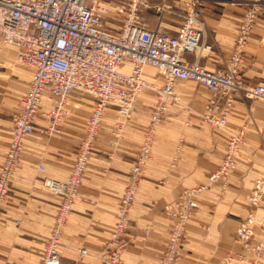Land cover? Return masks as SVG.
Returning a JSON list of instances; mask_svg holds the SVG:
<instances>
[{"label": "crops", "instance_id": "crops-1", "mask_svg": "<svg viewBox=\"0 0 264 264\" xmlns=\"http://www.w3.org/2000/svg\"><path fill=\"white\" fill-rule=\"evenodd\" d=\"M128 1H101L110 10L109 17L105 18L109 30L118 31L123 26V13L119 9ZM139 1L140 24L169 34L178 31L189 5L188 0ZM202 4L200 20L205 40L213 49L202 56L200 62L214 70L224 67L231 54L247 2L204 0ZM8 47L15 50L13 46H3L1 60L6 59ZM242 68L246 82H264V5L246 47ZM29 76L28 70L22 87L18 79L16 81L0 69V168L12 136L11 115L27 89ZM145 76L150 82L160 85L163 82L152 67L146 68ZM186 81H179L176 90ZM210 95L209 91L207 100ZM92 104L90 98L71 97L68 101L70 113L63 118L59 135L42 132L47 119L41 114L36 116V130L25 140L0 218V264H40L44 243L51 233L60 203L59 196L42 182L45 178H68L79 142L85 135ZM149 107L144 97L138 96L118 144L111 140L112 126H100L107 137L95 140L78 199L64 228L60 247L62 264H74L82 247L88 249V255L80 264H105L102 252L115 227L119 198L128 183L130 165L150 120ZM116 109L111 105L107 113H117ZM183 118L171 115L163 120L157 131L151 159L131 210L120 264H158L172 221L163 207L183 190L205 182L221 163L230 134L245 127L237 169L228 180L226 193L219 202L216 194L220 186L215 185L198 197L200 207L188 223L177 264H220L222 258L241 247L235 230L248 206L247 198L255 179L264 175V103L237 94L225 127L209 129L191 112ZM183 134L182 150L177 154ZM41 165L44 169H40ZM263 214L264 207L258 210L259 217Z\"/></svg>", "mask_w": 264, "mask_h": 264}, {"label": "built area", "instance_id": "built-area-1", "mask_svg": "<svg viewBox=\"0 0 264 264\" xmlns=\"http://www.w3.org/2000/svg\"><path fill=\"white\" fill-rule=\"evenodd\" d=\"M101 1L0 0V50L3 46H13L16 60L30 71L27 89L12 114V136L0 168V218L25 140L36 130V116L41 114L47 119L42 132L59 135L62 120L70 113L68 101L71 97H87L93 102L85 135L79 142L68 178L43 179L44 186L59 196L60 203L51 233L44 243L40 264H62L60 247L64 228L79 196L100 126L111 105L116 106L119 115L114 134L121 137L125 124L122 120L131 116L139 94L147 88L157 94L148 128L130 166L134 183L120 203L119 218L109 243L110 247L118 248L121 231L127 227L128 202L132 200L139 177L151 158L156 128L163 121L169 104L178 98L176 85L179 81H194L210 91L204 119L212 126L227 124L237 94L264 103V82H246L242 68L246 47L264 0H246L231 54L224 67L214 70L200 62V58L213 49L205 40V29L200 20L204 0H188V10L175 34L142 26L138 17L139 0H129L120 7L119 11L125 15L123 26L118 31H111L104 16L109 8ZM3 67L0 59V69ZM147 67L156 69L162 77L163 82L158 88L147 80ZM243 136L244 130L230 135L218 168L209 174L206 183L186 190L184 204L179 202L175 206L172 213L177 217V226L170 238V246L166 248L168 254H178L181 250L185 225L198 207L196 194L217 183L224 184L225 188V181L237 167ZM40 169L44 166L41 165ZM263 197L264 177H259L248 201L251 210L237 229V238L245 252H250L249 246L254 247L255 241H258L257 253H261L264 247V235L257 239L253 228V209ZM178 211H181L179 216ZM261 225L264 233V219ZM78 252L80 255L88 253L85 247ZM233 263L229 258L221 264ZM250 264L260 262L254 259Z\"/></svg>", "mask_w": 264, "mask_h": 264}, {"label": "rangeland", "instance_id": "rangeland-1", "mask_svg": "<svg viewBox=\"0 0 264 264\" xmlns=\"http://www.w3.org/2000/svg\"><path fill=\"white\" fill-rule=\"evenodd\" d=\"M109 14H110V10L104 14L105 18L109 17L108 16ZM122 15H123V23H124L125 15H124V13ZM5 56H6V59H2L1 60L2 61V65L4 66L2 68L3 71H7V74L9 76L15 77L16 81L18 79V81L21 82V84H22V82L25 81V79H26V77L28 75V70H27L26 66L21 64L20 62H18L16 60L15 50L12 47H8L6 49V55ZM152 83H154L153 85L156 88H158L160 86V84H158L157 82H152ZM179 86L180 87H178V89L176 90V94H177L178 98L176 100H174L172 103H170V105L168 107V110H167L163 120H165V118H167V117H170L171 115H175V116L176 115H180V116H182V118L183 117H187L189 112H191V115H195V116L198 115V117L201 120L200 122L202 124L206 125V127L209 128V129H212V128H215V127H225L226 126V125H224V126H212L208 122L205 121V119H204V110H205V104L207 102V98L206 97H208L207 94L209 95V91L205 87L201 86L200 84H198L197 82H194V81L182 82ZM22 87H23V84H22ZM178 92L179 93L181 92V94L179 95ZM139 96H143L146 104H148L150 106L149 110H150V116H151L152 108L155 105V102H156V99H157L156 92L151 90V89H149V88H147ZM84 113H86V112L84 111ZM144 113H146V109H144ZM129 118H127V120ZM118 119H119L118 113L109 112V114L107 113V115L104 117V120H103L102 125H101V126H107L108 128L110 126H112V134H113L112 136L113 137H112V139L111 138L110 139L113 140V143H116V144H118V143H120L122 141V138L124 136V128H125V125H126V122H127V120H122L123 122H125V124H124V127L122 129L123 130L122 133H121L122 136L118 137V136H116L114 134V130H115L114 127L116 126V122H118ZM11 120H12V115H11ZM185 122L188 124L189 120L186 119ZM162 123H163V121L160 123V125ZM148 125H149V123H148ZM160 125H158L157 128H156V132H155V136H154V142H155V137H156V134H157V131H158ZM147 128H148V126H147ZM105 129H107V128H105ZM241 130H245V127H242ZM241 130L232 132L231 134L240 132ZM145 133H144V135H145ZM144 135H143V138H144ZM183 136H184V134L181 135L180 142H179V144H178V146L176 148V153L177 154L182 150L181 149V144H182ZM106 137H107V135H105L104 132L99 130L96 139L99 138L101 140H104V139H106ZM143 138H142V140H143ZM229 139H230V137H229ZM142 140H141V142H142ZM243 141H244V136H243ZM243 141H242V144H243ZM141 142H140V144H141ZM154 142H153V147H154ZM94 144H95V142H94ZM227 144H228V142H227ZM227 144H226V147H227ZM242 144H241V146H242ZM179 146H180V150H178ZM241 146H240L239 155L241 153ZM152 151H153V148H152ZM225 152H226V149H225ZM224 156H225V153H224ZM223 159H224V157H223ZM223 159H222V161H223ZM148 162H147V164H148ZM147 164H146V166H147ZM146 166H145V168H146ZM88 167H89V165H88ZM236 169H237V167H236ZM236 169L232 172V174L236 171ZM87 170H88V168H87ZM129 170H130V168H129ZM144 170H143V172L141 173V175L139 177L138 183L136 184V189H135V192L133 194V198H132V200L130 202H128V207H129L128 208V215H127V220L128 221H127L126 229L121 231V237H120V241L121 242H119V244H121V245L118 248L116 246H111L110 247L109 243H110V240H111V237H112V232L116 228L117 221H118L119 214H120V210H119L120 203L123 202V199H124V197H126L128 189L131 188L133 186V183H134L133 177H130V173H128V183H127V185L125 187L124 192L122 193V195L119 198V202H118V205H117V208H116V223H115V227H114L113 231L111 232L110 239L108 240V242L105 245V247L103 249V252H102V255L104 256L105 264H120L121 263L122 252H123V249H124L125 244H126L125 236H126V233H127L128 229H129V225H130L131 210H132V207H133V205H134V203L136 201V198H137V196L139 194L140 185H141V181H142V178H143ZM215 170H213V171H215ZM208 176H207V178H208ZM230 176L225 181V188H223L224 184L223 185L220 184V183L215 184V185H219L220 186L219 192H217V194H216V199L219 202L222 201V198L224 197V195L226 193L227 184H228V180H229ZM14 177H15V175H14ZM14 177H13V179H14ZM129 177H130V179H129ZM262 177H264V175ZM207 178H206L205 182H203L201 184L206 183ZM42 184H43V182H42ZM201 184H199V185H201ZM199 185H196V186H193V187H190V188H187V189L183 190V192H181L179 194V196L174 201L167 203L163 207V210L167 214L170 215V217L172 218V221H171V224H170V227H169V230H168L167 243H166V246H165L164 250L161 252V254L159 256L158 264H177L178 263L181 251H182V249L184 247V244H185V238H186V231H187L188 223L190 222L191 218L194 216V214L197 212V210L200 207V204L198 202V197L201 194H203L205 192H208L215 185H213L207 191L200 192L199 194H196L195 199H196V201L198 203V207L190 214V218L187 220V224L185 225V231H184L185 232V238L183 239V243L181 245V250H180V252L178 254L176 252L168 254V252H167V249H168L167 246L168 245L170 246V242H171L170 238L173 235V233H174V231L176 229V226H177L176 225L177 224L176 223V218L177 217H175V215L172 212H175V210H176L175 206L179 202L181 204H184V201H185L184 195H186L185 191L186 190L188 191V190H190L192 188H195V187H197ZM253 187H254V185H253ZM252 192H253V188H252V191H251V193L249 194V196L247 198V202L249 201V197L252 195ZM263 203H264V197L261 200V202L258 204V206L253 209L254 210V215H255V223H254V227L253 228H254V233H255V236H256L257 239L260 236L264 235L263 230H262V225H261V223L263 222V219H264V214H263L262 217L258 216V210L264 207ZM249 210H251V209L249 208V205H248L246 207V209H244V211L242 213L241 220L247 216ZM180 212L181 211L177 212L178 216L180 215ZM241 220L239 221V223L241 222ZM239 223H238V225H239ZM238 225H237L236 230H235V237H236V239L239 242L241 247L235 253L227 254L224 258H222V260L220 261V264L222 263L223 260L229 259V258H231L232 262H234L233 264H250L254 259H255V261L259 260L260 264H264V247L262 248L261 253H257V251L255 249H256V246L258 245L257 244L258 241H255L254 244L251 242L255 246L254 247L253 246H249L250 247V252H247V251L245 252L243 244H241V242L237 238ZM87 251H88V249H87ZM114 254L116 255V257H115ZM86 255H88V253L85 254V255H80L79 252H78V255H77L76 259H75L74 264H80L82 258L85 257Z\"/></svg>", "mask_w": 264, "mask_h": 264}]
</instances>
